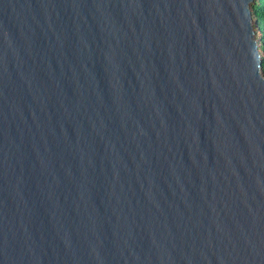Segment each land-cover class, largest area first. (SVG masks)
Listing matches in <instances>:
<instances>
[{
  "label": "water",
  "instance_id": "water-1",
  "mask_svg": "<svg viewBox=\"0 0 264 264\" xmlns=\"http://www.w3.org/2000/svg\"><path fill=\"white\" fill-rule=\"evenodd\" d=\"M254 4L0 0V264H264Z\"/></svg>",
  "mask_w": 264,
  "mask_h": 264
},
{
  "label": "trees",
  "instance_id": "trees-1",
  "mask_svg": "<svg viewBox=\"0 0 264 264\" xmlns=\"http://www.w3.org/2000/svg\"><path fill=\"white\" fill-rule=\"evenodd\" d=\"M251 17L255 18L256 27L258 31V38L260 37V47L263 59L261 61V73L264 75V0H255V4L251 11Z\"/></svg>",
  "mask_w": 264,
  "mask_h": 264
},
{
  "label": "rangeland",
  "instance_id": "rangeland-1",
  "mask_svg": "<svg viewBox=\"0 0 264 264\" xmlns=\"http://www.w3.org/2000/svg\"><path fill=\"white\" fill-rule=\"evenodd\" d=\"M250 25H251V30H252V40L254 42V45H255V48L256 49H259L258 48V31H257V27H256V21H255V18L254 17H251L250 18ZM260 53H261V50H259Z\"/></svg>",
  "mask_w": 264,
  "mask_h": 264
}]
</instances>
